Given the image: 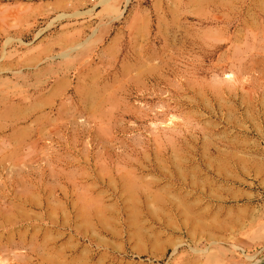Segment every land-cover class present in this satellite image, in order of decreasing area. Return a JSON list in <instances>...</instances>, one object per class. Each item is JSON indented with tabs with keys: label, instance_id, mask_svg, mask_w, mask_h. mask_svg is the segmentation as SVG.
I'll return each mask as SVG.
<instances>
[{
	"label": "rangeland",
	"instance_id": "374dc122",
	"mask_svg": "<svg viewBox=\"0 0 264 264\" xmlns=\"http://www.w3.org/2000/svg\"><path fill=\"white\" fill-rule=\"evenodd\" d=\"M0 264H264V0H0Z\"/></svg>",
	"mask_w": 264,
	"mask_h": 264
}]
</instances>
